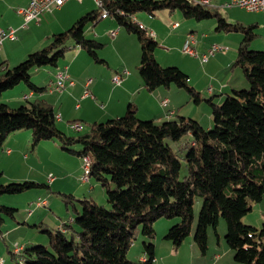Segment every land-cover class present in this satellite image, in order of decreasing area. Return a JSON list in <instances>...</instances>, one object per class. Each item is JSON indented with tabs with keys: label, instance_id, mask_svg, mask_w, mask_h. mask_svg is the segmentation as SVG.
I'll return each instance as SVG.
<instances>
[{
	"label": "trees",
	"instance_id": "obj_1",
	"mask_svg": "<svg viewBox=\"0 0 264 264\" xmlns=\"http://www.w3.org/2000/svg\"><path fill=\"white\" fill-rule=\"evenodd\" d=\"M103 9L139 37L138 70L145 87L154 90L174 84L188 91L195 102L206 100L213 127L181 115L160 121L143 119L137 115L136 106L130 104L121 116L88 122L85 131L67 134L46 99L27 98L28 102L19 107L3 101L4 91L22 81L30 91L46 89L33 82L32 70L59 67L71 48L70 42L85 49L96 62H104L98 55L104 44L85 34L86 24L101 15ZM161 9H180L186 18L196 20L215 17L217 31L242 33L234 63L243 70L249 87L234 89L222 103H217L197 91L190 84V75L179 66L158 62L154 54L158 41L133 22L131 15ZM255 27L228 21L218 7L199 0H103L101 6L66 30L54 33L48 45L31 51L17 65L9 67L6 61L1 62L0 149L11 133L24 129L31 131L34 148L42 140L56 139L63 149L90 158L89 179L105 187L108 202L84 198L79 210L72 195L65 194L66 202L72 203L76 212L71 216L74 223L67 220L63 228L38 224L47 234L48 244L30 243L19 253H12L15 264H152L155 221L177 217L165 236L180 245L192 229L195 196L203 197L195 231V241L202 251L208 245V228L214 227L217 232L222 216L228 228L226 241L235 259L264 264V222L257 228L242 220L251 209L250 200L260 201L264 196V50L250 47ZM169 141H174L177 149ZM78 143L82 149L71 147ZM45 185L34 180L0 181V195ZM17 211V207L0 203V225L6 217L14 218ZM139 233L148 239L144 241L148 256L144 261L127 255Z\"/></svg>",
	"mask_w": 264,
	"mask_h": 264
},
{
	"label": "crops",
	"instance_id": "obj_2",
	"mask_svg": "<svg viewBox=\"0 0 264 264\" xmlns=\"http://www.w3.org/2000/svg\"><path fill=\"white\" fill-rule=\"evenodd\" d=\"M225 1L227 0H210V5L218 7ZM29 2L30 0H0V27L19 28L24 20L23 15L18 9L27 6ZM98 7L99 5L95 0H67L63 5L55 8L53 11L39 14L37 18L29 22L27 28H19V30H29L31 23H33L34 26H38L43 23L42 21H47V27L49 29L46 35H48V37L53 36L54 33L66 30L78 18ZM218 10L228 21H242L247 24H255L256 35L252 39L250 47L264 50V10L251 11L239 6L226 8L218 7ZM140 14L143 16L139 17L138 15ZM47 15H49L48 19L46 17ZM131 20L137 22V24L142 23L146 31L153 33L155 39L159 38L161 40L160 42L156 39L159 45L162 42L178 40V45L180 44V46H182V52L190 55V58L189 56L186 57L192 60V62L199 61L201 63L200 67L202 73L205 75V78H207L206 84L211 82L209 93L214 102L215 96L217 100H222L225 96L231 94L234 89H239L242 88L241 86L249 84L241 67L236 66L234 63L243 34L238 31H217V19L215 17L196 20L186 18L180 9H174L172 11L169 9H161L154 13L138 11L131 15ZM175 23L178 24L175 25ZM121 27H123V25L119 23L114 14L106 17L99 15L95 20L89 21L86 24L85 34L87 37L91 36L90 38H95L99 41L102 40L107 42L108 39H110L113 48L117 51L123 49L121 45L128 40L129 44L133 45V52H135L132 59H136V52H138L139 61L141 58V51H137V49L139 50L138 40H135V42L138 43L136 48L134 38L128 34L129 31L126 28L127 32L123 31ZM113 30L116 31L115 35L111 34ZM190 33L194 35L195 41L193 42V47L198 55H192L184 50L186 40ZM17 34L19 37L18 31ZM109 34L114 38H109ZM17 39L12 40L8 38L4 40L0 48V63L6 61V64L10 65L12 62H17L25 58L38 42L37 41L32 46L23 47L20 42H16ZM212 43L225 45L227 46V50L225 52L215 53L211 55L207 61L203 62L201 60V55L208 50ZM103 44L105 45V43ZM176 46L177 43L169 48H175ZM84 51L87 53L85 49L77 46V48L71 52L73 54L69 63L62 66L60 65L59 67H44L43 71H45L48 77L45 79V82L38 84L45 87L47 86L46 89L41 92H24L22 97L25 98L24 95L29 93L31 94L29 99L31 97H42L46 99L52 104L55 112L61 113L62 120L60 122H79L81 128H84V122L105 121L112 117L121 116L126 113L130 104L136 106L137 115L143 119L152 118L160 121L164 119H175L180 115L185 117L191 116L196 119L195 115L191 113L193 111V104H191L187 92H184L181 88H173L172 84L168 87L160 86L154 90H150L145 87L139 70L136 69L138 74L135 73V68L133 69V66L138 68V65L137 63H135V65L130 63L132 59L128 60L123 57L122 63L124 64V68L122 69L120 66L112 67L106 59H104V62H96L88 53L87 55L84 54ZM131 54L132 53L129 55L131 56ZM154 54L158 62L166 64L164 63L165 57H159V55L156 54V49ZM66 56L67 53L65 57ZM188 58L183 57V59L178 60V66H180L182 70L190 73L193 71L190 67V62L186 60ZM75 62H78V64L76 63V65L73 66ZM98 63L106 65V70H104V68L100 71H98L100 68L91 70V67H96ZM58 70H65L69 77L74 80V84L66 86L61 92H51L48 90V87L50 82L55 81L56 72ZM115 76H119V82L114 80ZM190 81L193 86H197L193 77L190 78ZM86 89L89 94L83 96ZM4 95L3 93V97ZM12 96L13 94L8 92L5 99L6 101H4L7 102ZM166 99V104H163V101ZM195 103L200 105L202 102L199 101ZM73 106L77 110H72ZM211 123L212 122H210V124ZM72 124L73 123L70 124L71 127ZM210 126L211 125L208 127ZM24 130L13 132L7 137L2 148L5 147L3 151H6L8 156L10 155L11 157L13 153L12 148L21 150L24 146L28 145L30 136L28 132H22ZM53 145H55V147L57 146L55 142ZM49 174H51V172H49ZM51 181L54 183L56 180L51 179ZM37 198L35 200H37ZM33 201L30 202L31 208V203ZM51 204L52 201L49 202L48 206L51 207ZM17 206L18 211L16 216L14 218L6 217L4 222L0 225V257L4 258L3 264H15L12 257L15 243L21 245L22 249L30 243H38V241L44 243L47 236L41 232H45L43 230H41V232L33 230V228H40L37 226L38 224H42L49 228H61L63 227V222L67 220L72 222V215H70V219L59 215L58 218H56L42 212L35 213V215L34 212L38 208H35L28 214L26 212L28 211L26 207H24L25 209H20L22 207H19V205ZM25 212L27 213L26 215ZM33 214L35 215L34 217ZM68 214L69 213H67V216ZM73 223L74 222L71 224ZM157 228L159 229V226ZM156 238L157 234L154 238L155 241L153 239L155 243V257L152 264H236L234 262L236 259L232 258L234 250L229 246L228 248L224 247V242H222L220 238L218 240V245L224 248V255H220L219 252L212 256L209 255V233L207 248L202 253H199L193 244L192 253L194 259L184 261L180 260L182 256H179V253H181V244L184 240L180 245H175L173 241L170 242L169 240L171 239L166 236L165 238L169 240L158 241ZM137 256L138 261H144L148 257L144 249L141 253H137Z\"/></svg>",
	"mask_w": 264,
	"mask_h": 264
},
{
	"label": "rangeland",
	"instance_id": "obj_3",
	"mask_svg": "<svg viewBox=\"0 0 264 264\" xmlns=\"http://www.w3.org/2000/svg\"><path fill=\"white\" fill-rule=\"evenodd\" d=\"M210 1V0H209ZM206 4H210L206 3ZM218 7H221L218 6ZM237 8V7H235ZM139 17L143 15H138ZM47 19L49 18V15L46 16ZM177 17V16H176ZM43 23L38 26H34L33 23L30 25V29L28 30H19L21 28L19 26L18 33L19 37L16 40V42H20V44L23 45V47H28L34 45L37 41V44L32 48V51L42 48L46 45H48L52 40V36L46 35L47 30L49 29L47 27V21H42ZM123 31L127 32L125 27H121ZM20 31V32H19ZM148 32V31H147ZM149 33V32H148ZM132 38L135 40H138V43L135 42L136 48L139 47V50L141 51V44L140 40L135 33H129ZM153 37V33H149ZM46 35V36H45ZM89 36L88 38H90ZM42 38V39H41ZM109 38H114L111 34H109ZM159 42L161 41L159 38H156ZM15 41V40H14ZM101 42L105 43V45L98 49V55L102 59H106V61H109L110 65L112 67H122L124 68V64L122 63L123 57L127 58L128 60L132 59L135 55V52H133V45L129 44V41H125L121 46L123 49H120L119 51L115 50L113 48L112 42L110 39H108L107 42H104L100 40ZM71 48L67 51V56L61 58L60 65H64L69 63V60L72 56L73 52L77 46H74L72 42ZM177 43V46L175 48H169L172 45H175ZM169 51H168V49ZM182 46L180 44L178 45V40H170L166 42H162L160 45L156 48V54L159 55V57H165L166 64H162L164 66H178V60L183 59V57L188 58L186 56L190 55L186 54L185 52H182ZM31 52V51H30ZM130 53L131 56L129 55ZM84 54L87 55V53L84 51ZM28 55V54H27ZM129 55V56H128ZM26 58V57H25ZM22 58V59H25ZM186 59L190 62V67L192 68L193 72H186L190 75V78L193 77L196 81V87L195 89L197 91H200L202 94H204L206 97H211L209 93V87L211 85V82H207V78H205V75L202 73V69L200 67L201 63L199 61H194L190 59ZM21 60H18L17 62H12L7 64L9 67H13L17 65ZM137 61V62H136ZM78 64V62H75L73 66ZM132 64L137 65L140 64V59L138 61V52H136V59H132ZM180 67V66H179ZM73 68V67H72ZM94 68H100L98 71H100L102 68L106 70V65H102L101 63L96 65V67H91V70ZM135 68V69H134ZM181 68V67H180ZM240 68V67H239ZM133 69L136 74H138V68L136 66H133ZM137 69V70H136ZM44 67H37L32 70V80L36 84L45 82V79L48 77V75L45 73ZM240 70V69H239ZM192 75V76H191ZM190 84L192 82L190 81ZM40 85V84H38ZM250 84H246V86H241L242 88L249 87ZM41 86V85H40ZM173 88H178L176 85H172ZM165 87V86H164ZM181 88V87H179ZM184 90V92H187L191 104H193V115H195L196 119L205 127L214 126V121L211 114V109L206 100L201 101L202 103L196 104L194 99L191 98L188 91H186L184 88H181ZM30 89L26 85L25 82H20L19 84L15 85L14 87L7 89L4 91V97L2 98L3 101L6 99V96L9 93H12L13 96L10 100H8V104L11 107H19L20 105L26 104L28 101L27 99L23 98L22 95L24 92H29ZM22 98V99H21ZM226 96L222 100H217V97L215 96V102L222 103L225 100ZM33 99V97L30 98V100ZM6 101V100H5ZM196 105H195V104ZM72 110H77L72 108ZM191 117V116H190ZM62 120V119H61ZM61 120H58V124L64 130L67 134H75L78 131H85L89 123L84 122V130H77L73 128L74 126L81 125L79 122H70L67 123L60 122ZM210 122H212L210 124ZM71 123L72 127H71ZM22 132H28L30 138L28 145L24 146L21 150L18 148H12L13 153L8 156L6 151H3L5 148L0 149V172H2V175L0 176V181L3 183L12 182V181H23V180H34L40 183L46 184L43 187H37L33 189H29L23 193L19 194H2L0 195V203L8 206L13 207H22L20 209H28L26 211L28 214H30V210H34L35 208H38L35 210L34 214L42 212L44 214H47L49 216H54L58 218L59 216L62 217H68L70 219V215L76 216V212L72 209V203H67L65 200V194L72 195L73 201L78 207L79 210L82 209V202L80 200L87 198V199H94L98 201L99 203L107 204V195L105 187L98 181H96L93 178L85 179L81 178L83 175V158L77 155L76 153L69 152L61 147L59 145V142L55 140H42V143H39L35 148L32 146L31 141V131L30 130H24ZM53 142V143H52ZM54 142L57 144L55 147ZM170 144L173 146L174 149H177V144H175L174 141H169ZM75 150H80L83 148V145L78 143L71 146ZM183 168V172H184ZM51 172V175L49 174ZM21 177V178H18ZM54 178V179H53ZM56 180L54 183L51 181ZM66 195V196H69ZM39 197V198H37ZM37 198V200H35ZM47 198V199H46ZM35 200V201H33ZM32 208L30 206V202ZM40 201V202H39ZM52 201L51 207H49V202ZM203 197L202 196H195L194 199V218L192 222V229L190 234L184 239L183 243L181 244V253H179V256H182L180 260H191L194 259L193 255V244L199 253H202V249L199 247V245L195 241V231L198 225V219H199V213L202 206ZM68 206V207H67ZM30 207V208H29ZM250 207L251 209L243 216L242 220L244 223L255 226L257 228H260L264 222V196L260 201H252L250 200ZM24 211V210H23ZM25 212V215L27 214ZM67 213L68 216H67ZM33 214V217L36 215ZM41 215V214H40ZM10 218V217H9ZM48 221V220H46ZM178 221V218H168V217H160L155 221V228H156V234L157 238L156 240H169L165 238V234L169 230L170 226L173 225ZM170 223V224H169ZM4 226V225H3ZM159 226V229L157 228ZM5 229V226L3 227ZM63 228V227H61ZM33 230H36V232H41L42 227L40 228H33ZM228 228H227V222L224 217L220 216L219 223L217 226V232L214 227L208 228L209 233V246H210V253L209 255L212 256L215 253H220V255H224V248L220 247L218 245V240L224 242V247L228 248V243L226 241V234H227ZM45 236H47L46 233L41 232ZM40 233V234H41ZM144 241H148V239L139 233L137 238L135 239L134 243L130 246L128 250V256L131 259H134L135 261H138L137 253H141L144 249ZM155 241V239H154ZM172 242V240H169ZM40 241H38L39 243ZM49 238L47 236V239L44 241V243L48 244ZM22 249V248H21ZM233 250V249H232ZM14 251V250H13ZM234 252V251H233ZM15 253V252H14ZM235 252L232 255V258L235 259ZM2 258V257H0ZM225 258V257H224ZM4 260V258H2ZM4 262V261H3ZM236 264H251V263H245L240 261H234Z\"/></svg>",
	"mask_w": 264,
	"mask_h": 264
},
{
	"label": "built area",
	"instance_id": "obj_4",
	"mask_svg": "<svg viewBox=\"0 0 264 264\" xmlns=\"http://www.w3.org/2000/svg\"><path fill=\"white\" fill-rule=\"evenodd\" d=\"M67 0H30L29 4L25 7L19 8L18 11L23 15V23L21 24V28H27L28 24L31 20L37 18V16L41 13L45 12H51L55 8L60 7L63 5ZM99 6L102 5L103 0H95ZM203 3H209V0H199ZM222 8L226 7H233V6H239L246 8L251 11H260L264 10V0H227L220 4ZM121 13H124L123 10L120 11ZM112 15L107 9H103L101 16L106 17ZM178 23H175L177 25ZM139 27L142 29H145L144 25L142 23H138ZM18 28L15 27H8L3 28L0 27V48L2 47V44L4 40L6 39H16L18 37L17 34ZM116 31H112V35H115ZM152 34V33H151ZM194 35L189 34L188 39L186 40L184 50L192 55H198L195 48L193 47L194 42ZM227 50V46L219 44V43H212L208 50L201 55V60L207 61L208 58L218 52H225ZM114 80L116 82H119V76H115ZM74 84V80L69 77V75L66 73L65 70H58L56 72V77L54 82H50L48 90L52 91H62L66 88L68 85ZM88 90L86 89L83 93V96H87ZM31 94L27 93L25 94V98H29ZM167 99L163 101V104H166ZM56 120H61L62 116L60 112L55 113ZM73 128L80 130L81 125L74 126ZM83 175L81 178L89 179V170H90V158L88 156L83 157ZM51 175V174H50ZM40 202V201H39ZM32 212V210H30ZM22 246L18 243H15L13 250L15 253H19L21 251ZM3 259L0 258V264H3Z\"/></svg>",
	"mask_w": 264,
	"mask_h": 264
}]
</instances>
